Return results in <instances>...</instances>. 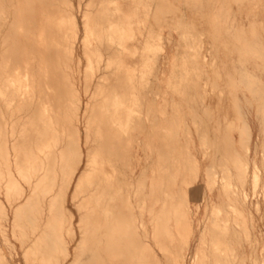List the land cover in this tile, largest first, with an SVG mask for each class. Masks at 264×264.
Segmentation results:
<instances>
[{"label": "rangeland", "instance_id": "1", "mask_svg": "<svg viewBox=\"0 0 264 264\" xmlns=\"http://www.w3.org/2000/svg\"><path fill=\"white\" fill-rule=\"evenodd\" d=\"M8 5L10 28L1 34L0 48L8 46L11 68L20 71L21 86L18 94L8 96L12 109L0 99V143L2 149L8 148L13 164L10 181L4 175L0 182V264H39L35 258L39 246L56 242L53 229L47 225L59 209H63V228L55 243L59 264H89L85 251L88 241L83 240L88 222L80 220L88 210L82 214L74 196L79 178L85 186L96 175L82 176L85 165L78 170L79 153L83 152L86 163L87 151L101 155L106 149L99 143L86 145L85 128L97 127L90 129L93 139L101 130L105 134L104 110L98 108L104 93H100L113 83L123 84L130 96L128 129L122 131L123 152L128 148V155L117 162L115 191L120 205L121 194L126 190L130 193L131 209L125 210L129 218L131 213L132 223L143 219L151 229L148 211L153 201L159 200L158 211H170L172 195L179 193L183 181L197 178L188 200L193 236L179 238L161 219L158 239L165 251L160 253L161 264H264V0H11ZM54 12L64 14L56 15L60 19L75 18L78 31L70 28L80 33L72 35L66 29L68 24L66 30H61V25L57 28L54 23L61 21ZM51 30L60 34L55 37V48L64 49H60L63 61L56 67L61 66L63 73L55 71ZM6 33L11 43L4 47L2 36ZM65 45L75 48L73 64L68 56L70 48ZM63 51H68L67 57ZM63 64L67 66L63 68ZM65 69H73V74L66 76ZM60 74L65 80L73 77L74 84L71 80L62 82ZM60 80L66 83L64 87ZM70 83L83 109L89 108V119H80V146L63 105L70 95ZM58 85L64 90L58 91ZM54 133L69 154L67 172L75 173L76 179L69 189L67 182L60 181L63 188L57 189L56 205L51 209V196L44 201L37 181L32 180L29 187L14 164L17 151H35L43 142L41 138L51 139ZM8 182L18 187L6 192ZM132 223L126 245L133 251L136 241L140 252L145 238L140 226L135 235ZM173 240L171 250L167 244Z\"/></svg>", "mask_w": 264, "mask_h": 264}, {"label": "bare ground", "instance_id": "2", "mask_svg": "<svg viewBox=\"0 0 264 264\" xmlns=\"http://www.w3.org/2000/svg\"><path fill=\"white\" fill-rule=\"evenodd\" d=\"M10 3H11V0H0V38H1V34H3V31L7 32L9 30V28H10L11 18H10V21H9V18H6V15L9 14V11L7 10V6L6 5H8ZM54 4H56V3H54ZM65 4H66V2H65ZM8 6L11 8L10 5H8ZM53 7L55 8V5H53ZM61 9H62V7H61ZM65 9L68 10V8H65ZM71 11L72 10H70V12ZM98 11H100V10H98ZM86 13L88 15V12H86ZM54 14H55L54 17H56V15L58 13L56 14L54 12ZM102 14H101V16L104 17V15H102ZM60 15L62 16L64 14L62 13ZM59 16H57L58 18L56 17L57 18L56 19L57 21L61 17V16L60 17ZM85 17H83V18H85ZM60 21L61 22L54 23V24H58V25H56V27L58 26L57 28H59V26L61 25L60 26L61 27L60 29L61 30H62V28L65 29L64 28V27H66L65 25L68 24L69 27H66V29L67 28L70 29L69 30L70 32H73V31H71V28L73 30H77L78 31V22H77V20L75 18H68L67 19V18H65L63 16L60 19ZM53 22H54V20H53ZM59 23H61V24H59ZM83 23H85V21ZM88 24H89V21H88ZM88 24H86V25L83 24V25L87 27ZM52 25H53V23H52ZM117 26H119V25H117ZM86 27H84V28L87 29ZM119 27H121L123 29L122 25L119 26ZM116 29H117V27H116ZM52 30H53V28H52ZM52 30H51V32H52ZM54 31H55V29H54ZM63 31L60 32V33H62V36H64L63 35V33H64ZM69 31H68V33H69ZM77 31L76 32L74 31L76 33V35H78L80 33V32H78V34H77ZM115 31L116 30L114 29V32ZM74 32H73L72 35H75ZM8 33H6L5 36H2L4 38L3 39L4 41H2L3 42L2 44L4 45V47L7 46V45H10V43H11V42L8 43V39L10 37L8 35ZM56 33H59V32L57 31ZM52 34H54V38L55 37H58V35H60V34H55V32L54 33L52 32ZM68 36L70 37L71 35H68ZM75 37H77V36H75ZM60 38H59V41L61 42V39L62 38L61 39ZM63 38H65V36ZM77 38H74L76 44H77V41H78V40L76 41ZM51 39L53 40V38H51ZM11 40L12 39H10L9 41H11ZM67 40H68V38H67ZM69 40H70V38H69ZM71 40L69 42H72L73 41V40L72 41ZM53 41H54V43L51 42V40H50V43H53L54 44L53 47L51 46V48H54V50H52V52L54 53L55 71H56V69L61 71V69H62L61 66L56 67V65L58 66V64L63 61V58L61 60V54H60L61 53L60 52V49H62V47L60 49H59V47H58V49H56L57 48L56 44H57V41L58 40L55 38ZM66 42L68 43V41H66ZM66 42H64V43L62 42L61 45L65 44ZM84 42H86V41H84ZM119 42H121V41L119 40ZM88 44H89V42H88ZM3 45H2V47H3ZM55 46H56V48H55ZM65 46H67V45H65ZM68 46H69V44H68ZM73 47H75V44H74ZM73 47L72 46H71V48L68 47V48H70V50H68V48H67V50L69 51V54H71V55H68L69 56V59L72 58L71 59L72 61L70 60L71 63L74 61L73 60L74 59L73 56L75 55L74 54L75 53L74 49L76 48V47L75 48H73ZM7 48H8V46L5 48V50ZM51 48H49V49L51 50ZM3 50H4V48H3ZM3 50H1V48H0V99H3V101L6 104V106L10 109L11 105L13 107V104H12V101H9L8 100V96L9 95L10 96L11 95H14L15 96L16 94L19 93V88L18 87L21 86L20 85V80H19L20 79V75H19L20 74L19 73L20 71H18V69L15 70L14 72L12 71L11 65H12V61H13L12 59L13 58L11 57V54L9 56V53L7 51V50H9V48L6 50V52H5V50L4 51ZM62 50H64V49H62ZM1 51H3V53ZM4 52H5V54H4ZM67 52H66V54H67ZM62 53H64V51ZM66 54L64 53L63 55L65 56ZM66 57H67V55H66ZM88 57H90V56H88ZM55 61H56L57 64L55 63ZM64 61H66V60L64 59ZM68 64H69V61H68L67 65ZM63 65H64L63 68L65 66H67L66 64H63ZM70 66H72V65L70 64ZM70 68L71 67H69V69ZM69 69L68 70L65 69V72L67 71V73L68 72H71V74H73V69L72 70H69ZM87 70L89 71V69H87ZM60 71H58L57 73L55 72L56 75L55 74H53V75L57 76V74ZM61 72L63 73V71H61ZM13 73H15V75ZM65 74L66 73H64V75ZM69 74L70 73H68V75H66V76H70ZM60 75H62V74H60ZM25 77H27V75ZM62 77H63V75L60 77L62 79V82H63L66 77L65 76H64V78H62ZM69 78H68V80H65V82H68L69 83L70 80H71L70 82H72V80H73L72 78L73 77L70 80H69ZM55 79H59V78L55 77L54 80ZM249 79H251V78H249ZM249 79H247V80H249ZM247 80H246V82H247ZM60 82H61V80L59 81V83ZM65 82L62 83V85L63 84L65 85L66 84ZM72 83L69 84L70 87H71V90L69 89L70 90V93H69L70 95L67 96V99H65L66 101H64V98L65 97L63 96V101H64L63 102L64 103L63 105H65V109H66V112L65 113H66V116H68V118H69L68 121H70L71 128L75 132V136L74 137L76 138V140L75 139L74 140L76 141V144H78V146H80V145H82V142H83L82 141V138H81L82 132L80 131V128H79V124H80V121H81L80 119H81V116H84L85 119H89V118H87L89 108H88V106H86L85 110L83 109L84 108L83 102H82L80 96L77 95L76 89L74 88V86L71 85ZM64 85H63V87H64ZM69 85H67V86H69ZM58 86H59L58 91L61 90V89L64 90L63 87H61L60 85H58ZM256 86H257V83H256ZM104 89H105V87H104ZM56 90H57V88H56ZM67 92H66V94H67ZM102 93H104V94H102ZM100 94H102L103 97H101L102 98V101H101L100 106L98 108L104 110L103 119H105V120H103V122H105V128H103V129H104V133L105 134H103L101 132L102 131L101 130L97 134L98 137H96L95 139H93L92 136H91V132L90 131L92 130L91 127H94L95 125L94 126H91V127L89 126L90 128L87 127V125H86V128H85L86 129L85 130L86 131V133H85L86 134L85 143H86V145L91 144L93 142L94 143H99V145H101L103 148L106 147V149L103 150V153L101 155L98 152L91 153L90 151H87V156H86L87 162L86 163H85V157H83V152H80L79 153L81 157H80V160H79L78 170L81 171V169L83 168V165H85V168L82 170V176L84 175V173L86 174L87 177H90L91 175L92 176L93 175H96L95 176L96 179L95 180L90 179L91 181L89 180L90 182L84 186L83 185V182L79 178L78 189H77V192H76V194L74 196L75 197L74 199L75 200H78L77 201L78 209H80V211H83L82 214L84 213V211H87L88 210V213L85 212L83 215H81V219H80L81 222H83V223L88 222L87 231L84 230V232H83V234H84V236H83L84 239L83 240L84 241H88L87 242L88 243V248L85 249V251H86V258L88 259L89 264H161V261H160V253L165 252L164 249H163V246L161 245V243H160V241L158 239V236H159L158 226H159V221L161 219L163 221H165V222L167 221L168 224H170L174 228V231L178 235L179 238L182 237L183 234L186 235L188 239H191L192 236H193L194 229H193V224H192V220H191V214H192V212L190 213V210L191 209H189V207H188V200H189V193L193 190V188H194V186L196 184L197 178H195L194 180H184L181 188L179 189V193L178 192H176L175 194L173 193L174 195H172V196H173V200L174 201H173V206H172V208H171L170 211L165 212L166 210L164 208H162V210L158 211L156 209V207H157V205L159 203V200L155 199V201H153V204H152L151 208L148 211L150 213V215H151V229L148 228L149 226H147V224L145 222L146 220L143 221V219L138 224L137 223H132L131 213H130V218H129V216L126 213V210H125L126 208H130L131 209L130 205L132 203L130 204V193L126 190V191H124L121 194V197H120V199H121V205H120L117 202V200H118L117 194L118 193H117V191H115V187H116L115 179H116V171H117V167H118L117 166V162L120 161L121 159L122 160H125L127 158V155H128V148H127V153L123 152L124 138H123V135H122V131L128 129V121H129V101H130L129 100V97L130 96L128 97V93L126 92L124 85L123 84L121 85V83H113L111 85L110 89H108V91H106V90L103 91V92L101 91ZM58 97H59V94H58ZM58 97H57V100L60 99V97H59V99H58ZM3 101H2V103H3ZM42 101H43V99H42ZM59 101H58V103H59ZM42 103L43 102H41V104ZM58 105L59 104H57V106H56L57 108H59ZM0 106H1V100H0ZM12 107H11V109H12ZM61 107L62 106H60V108ZM98 108H97V110H98ZM46 110H47V108H46ZM0 112H1V108H0ZM203 113H204V111H203ZM2 114H4V113H2ZM93 116H94V114H93ZM194 116H195V114H194ZM89 117H91V115H89ZM130 117H131V115H130ZM13 119H15V118H13ZM98 119H99V117H98ZM89 121H87V124H90L91 123V122L89 123ZM93 121H95V119ZM101 122H102V120H101ZM11 123H12V121H11ZM58 123H60V122H58ZM67 123L68 122L66 121L65 124H67ZM67 125H69V124H67ZM70 125H69V127H70ZM99 125H100V123H99ZM17 127H19V126H17ZM94 128H97V127H94ZM13 129H14V132H16L15 131L16 128H13ZM69 131H70L69 133L71 134V130L70 129H69ZM48 133L49 132H47V134ZM67 135H68V132H67ZM64 136H65V134H64ZM15 139H17V138L14 137V140ZM250 139H251V137H250ZM12 140H13V138H12ZM18 140H15V141H18ZM30 141H32V140H30ZM41 141H43V142L40 143L39 145H37L35 151H32L31 150V152H29V153H23V152L21 153V150L20 151H17V153L15 155L17 158L15 157L16 158L15 159L13 157V160L14 159L16 160L15 161L16 163L14 164L15 165V168H16V171L25 180V183L29 187L32 184V180H36L37 181V183L35 182L36 183V188L39 189L40 191H42L44 193L43 194L44 195L43 200L46 201V200L49 199V198H46V197H50L51 196L50 205H51V209H53L55 207V205H56V199H57V194H58L57 193V189H59L60 187L63 188L62 186H60V181L62 182V184H63V182L64 183L67 182V188L69 189V187L72 186L74 180L76 179V176H75V173H71L70 174L69 172H67V166L70 163V160H69L70 158L68 157L69 154H66V151H64V148L61 146L60 138L57 135H55V133H54V136H52L51 139H49V138H44V139L41 138ZM62 142H63V140H62ZM15 143L16 142H14V147H15ZM16 146H18V145L16 144ZM0 147H1V143H0ZM232 147H234V146H232ZM226 148H228V147H226ZM90 149H93V148L91 147ZM1 150H3V152H4V150H6V149H2V147H1L0 151ZM16 150L17 149L15 148V150L13 151L14 154H15V151ZM9 153L10 152L8 151V148H7V150L4 153H2V151L0 152V156H3L4 157L2 160L0 159V182H1V180H5L4 179L5 178L4 175H7L9 177V181H10V179L12 177V171H13L12 170V165L13 164H11L12 161H11V158L9 157ZM191 157H192V155H191ZM31 158H33V159H31ZM245 158H246V156H245ZM224 161H225V159H224ZM235 162H236V159H235ZM209 173H211V171ZM196 175L198 177V174H196ZM259 179H260V177H259ZM242 181H244V180H242ZM118 183H120L119 180H118ZM19 184H20V182H19ZM17 187L18 186L16 184L11 183V182H8L5 190H6V192H9L11 189H15ZM152 187L155 190L156 186H152ZM19 191H21V188H20ZM82 193H83V195H82ZM154 195H155V192H154V194L152 196L154 197ZM65 196H66V194H65ZM29 201L31 202V200H29ZM243 209H244V207H243ZM62 211H63V209H59V213L57 214V216L55 214H53L52 218H50L49 224L47 225L51 229H53V235H54L53 238H56V242H58V238L57 237H59L60 231L63 228V222H62L63 221V215H62ZM130 212H131V210H130ZM236 213H238L237 210H236ZM131 223L134 224V228H135L134 233H135V235L137 236L139 234L137 232V229H138V226H140V228H141V234L145 238V241H143L142 245L140 246L141 247V249H140L141 251L140 252H138L137 245H136L137 242L136 241H134L135 248H134L133 251L131 250L132 252L130 251L129 247H127V245H126L127 244L126 243V239H128V237H129L128 236V230H130V228H131L130 227ZM232 228H235V226L232 227ZM235 229H232V230H234L233 232H235ZM54 230H55V232H54ZM236 232L238 233V231H236ZM167 234H168V237H171L172 236L169 231L167 232ZM215 239H217V238L215 237L214 238V241H216ZM139 240H140V238H139ZM175 242L176 241H174V240L172 242H169L167 244V247L169 246L171 248V250H173L174 249ZM55 243L52 246H46V247H41L42 245L39 246V248L36 251L37 256L35 255L36 256L35 258L39 261V264H59V259H60V257H59V251H58V248L59 247L56 246ZM140 247H138V248H140ZM215 258H216V256H215ZM251 258H252V256H251ZM243 261H245V260L243 259ZM3 263H4V261L2 262V264Z\"/></svg>", "mask_w": 264, "mask_h": 264}]
</instances>
